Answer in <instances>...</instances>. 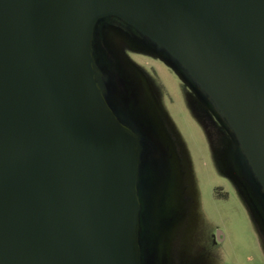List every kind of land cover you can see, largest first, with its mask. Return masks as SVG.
Returning a JSON list of instances; mask_svg holds the SVG:
<instances>
[{"label":"water","instance_id":"1","mask_svg":"<svg viewBox=\"0 0 264 264\" xmlns=\"http://www.w3.org/2000/svg\"><path fill=\"white\" fill-rule=\"evenodd\" d=\"M105 16L190 80L264 198V0H0V264H140L138 136L92 58Z\"/></svg>","mask_w":264,"mask_h":264},{"label":"rangeland","instance_id":"2","mask_svg":"<svg viewBox=\"0 0 264 264\" xmlns=\"http://www.w3.org/2000/svg\"><path fill=\"white\" fill-rule=\"evenodd\" d=\"M91 47L115 116L141 126L148 154L165 162L144 191L150 243L140 264H264V198L207 101L118 19L96 21Z\"/></svg>","mask_w":264,"mask_h":264},{"label":"flooded vegetation","instance_id":"3","mask_svg":"<svg viewBox=\"0 0 264 264\" xmlns=\"http://www.w3.org/2000/svg\"><path fill=\"white\" fill-rule=\"evenodd\" d=\"M102 18L118 19L114 16H105ZM192 94L195 95L194 93ZM205 109L208 110L207 108ZM128 127L130 128L131 131H133L138 136V143L140 146L139 155H138L139 161H138V170H137L136 195H137L138 202L142 203V207L140 208L139 213H138V232H137V244L139 247V254L141 255V253L144 252V250L146 249L147 244L150 243V237L148 235L149 234V224H148L149 214L147 212L146 205H145L146 197H145L144 191L147 185L151 183L149 179L152 177L151 176L152 170L154 169V170L159 171L161 169V164L162 163L164 164L165 162H164V159L162 161L159 154H156V153L148 154V150L151 147H154V144L152 140L149 139L147 134L141 129V126L138 128H134V127L132 128L130 126ZM167 163L168 161L166 160V166H167ZM161 177H162V173L156 172L155 178L152 180V182H155L154 185H157Z\"/></svg>","mask_w":264,"mask_h":264},{"label":"trees","instance_id":"4","mask_svg":"<svg viewBox=\"0 0 264 264\" xmlns=\"http://www.w3.org/2000/svg\"><path fill=\"white\" fill-rule=\"evenodd\" d=\"M127 25V24H126ZM128 27H130L129 25H127ZM131 28V27H130ZM132 30L131 31H134V33H136L137 35H139L141 38H143L144 40H146L150 46H153L144 36H141L139 33H137L133 28H131Z\"/></svg>","mask_w":264,"mask_h":264}]
</instances>
